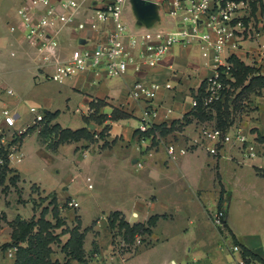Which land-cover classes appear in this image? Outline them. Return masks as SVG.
I'll list each match as a JSON object with an SVG mask.
<instances>
[{"label":"crops","instance_id":"obj_1","mask_svg":"<svg viewBox=\"0 0 264 264\" xmlns=\"http://www.w3.org/2000/svg\"><path fill=\"white\" fill-rule=\"evenodd\" d=\"M75 1L79 4L74 21L58 33V53L62 59L105 40L112 28L111 20L98 29L90 28L91 10L104 6L107 0ZM145 1L143 8L135 0L124 4L123 20L129 31L138 34L178 27L177 19L167 13L164 0ZM13 2L17 5L19 0H0V21L5 19V12ZM246 26L245 37L238 47L228 48L226 54L228 58L236 56L264 75V0L251 3ZM9 32L0 35V128L2 108H10L16 126L21 127L30 124L33 114L29 108L35 106L56 112L51 123L72 130L84 127L97 140L79 138L51 148L47 140L40 138L39 127L24 134L20 144L24 156L19 162L11 163V170L0 183V211L6 220H11V210L21 218L34 213L28 196H54L58 209L68 213L69 221L74 213L81 229H85L82 248L86 264H237L241 252L232 249L236 243L264 257V158L244 161L239 148L231 144L222 146L216 155L203 147H192L174 159L164 149L163 143L169 141L185 145L197 130L191 100L204 84L210 67L195 42L174 43L156 64L142 61L136 69L130 63L119 76H110L103 68L87 67L61 82L33 81L39 68L37 54L23 40L20 31ZM142 49L136 46L131 52L137 58ZM137 79L159 83L152 100L128 96ZM8 87L15 93H7ZM247 103L256 105L258 110L242 112L235 124L249 137L264 142L261 138L264 92L254 95ZM148 110L155 111L153 116H148L152 124L162 123L168 128L165 134L156 131L160 141L152 146V154L137 132V125ZM184 116L190 121L182 123ZM154 138L157 139L152 137L151 143ZM96 171L110 173L112 179L100 182L98 195L111 194L122 200L96 201L88 222L81 211L80 190L82 186L94 187ZM13 173L17 178L15 184L26 199L24 203L18 202L14 185L9 182ZM7 186L6 194L3 188ZM71 199L78 206H69ZM27 207L29 213L24 214ZM218 209L224 210L222 227L211 218ZM113 210L120 211L130 223L157 216L150 232L142 237L144 244L121 261L111 254L107 215ZM5 223L0 222V243L11 239V230L6 229ZM157 244L164 245L151 251ZM0 264H14V258L1 248ZM61 264L79 262L70 258L68 263Z\"/></svg>","mask_w":264,"mask_h":264},{"label":"built area","instance_id":"obj_2","mask_svg":"<svg viewBox=\"0 0 264 264\" xmlns=\"http://www.w3.org/2000/svg\"><path fill=\"white\" fill-rule=\"evenodd\" d=\"M126 1L107 0L104 6L93 8L90 13V28L98 29L101 24L111 20V30L105 40L92 47L80 48L67 59H62L58 53V33L65 25L74 21L79 4L77 1L19 0L15 7L16 19L8 28L12 32L20 31L23 40L35 50L39 66L35 78L38 81L52 79L61 82L87 67L103 68L108 75L119 76L127 70L130 63H134L136 69L142 61L148 65L156 64L174 43L195 42L206 59L205 63L210 67V73L204 81V100L217 98L223 79L228 78L231 73L232 64L226 54L227 49L238 47L240 40L245 37L246 18L254 0H164L167 13L177 19L178 27L138 34L129 31L124 23L122 13ZM136 46L143 48L138 52L137 58L131 52ZM262 46L264 47V43ZM158 87V82L137 79L133 81L128 96L136 100H152ZM6 91L9 94L15 93L10 87ZM197 103V99L192 98L191 106L194 107ZM29 110L33 114L29 125L38 124L43 119L44 111L35 106H31ZM167 111H171V108H167ZM1 114L3 125L0 128V169L23 158L20 137L29 126H16L13 112L8 107L2 108ZM149 114L153 116L155 111L148 110L141 118L137 132L139 140L147 142L146 150L152 154L153 133H145L152 124ZM155 134L154 137L159 139L157 132ZM225 144L238 147L244 161L264 158V142L249 137L234 124L226 129L198 124L195 134L188 138L185 145L178 146L169 141L164 143V149L167 156L174 159L192 147H203L210 154L216 155ZM68 205L76 207L78 202L71 199ZM211 218L222 227L224 210L218 209ZM142 236L136 234L129 244L120 235H116L111 240V254L120 261L128 258L142 242ZM232 249L240 248L233 244ZM5 250L8 257L14 258L16 246H9ZM237 264H245L242 256Z\"/></svg>","mask_w":264,"mask_h":264},{"label":"trees","instance_id":"obj_3","mask_svg":"<svg viewBox=\"0 0 264 264\" xmlns=\"http://www.w3.org/2000/svg\"><path fill=\"white\" fill-rule=\"evenodd\" d=\"M229 61L231 62V70H241L243 71L242 77L246 81V83H241L242 89H252L254 87L264 88V75L258 72V69L245 64L243 61H241L236 56H230ZM237 72V71H236ZM244 80L242 82H244ZM204 84L201 85L198 94L195 96V98H198L203 91ZM260 93V91H257ZM198 104V103H197ZM200 106V105H198ZM203 113V110L200 111ZM192 116L196 114V107L194 106L191 110ZM56 115V112H46L44 111V116L41 121H39L38 124L29 125L26 129V131L21 135L20 140H22L24 134H26L29 130L32 128H35L39 125V136L42 140H47V145L51 148L56 147L59 143L70 141V140H77L79 138H85L87 140H94L97 138H93V134L88 132L84 127H80L77 129H68V128H62L57 123H51V119ZM190 121V118L187 116H184L182 123H187ZM231 125V123L229 124ZM228 125V126H229ZM226 127H221L223 129H226ZM158 132L159 134H165V132L168 131V128L164 126V124H151V126L148 128L146 134L153 133V137L156 135L155 132ZM264 139V135L261 137ZM11 170L10 166L4 165L0 169V183L3 181L4 176L8 171ZM17 180L16 174L13 173L9 177V182L16 187L15 181ZM5 189V188H3ZM55 201V197H51ZM57 205L55 202L52 204V210L53 215L56 216L55 207ZM43 210H47L46 208H43ZM43 210L40 211V214L42 215ZM39 215L38 220H34L33 218L26 220L25 218L17 217L13 221L10 222V225L12 227L11 231V240L12 243L6 242L5 245L9 247L10 246H16V251L14 255V264H60L59 261L53 260L51 261L49 258V252L50 247L49 243L51 240H56L55 236H49V233L43 234L44 227L40 226L43 219ZM157 216L152 215L150 216L145 222H128L123 214L118 210H113L108 213L107 215V225L112 230L116 229L118 230V233L122 236V238L125 240V242L131 244L133 242V239L136 234H147L150 232L151 227L154 225L156 221ZM40 222V223H39ZM224 222V220H223ZM47 226L52 228L60 226V222L56 221L55 223L51 224L49 221L45 222ZM224 224V223H223ZM38 225V228L36 231H34V226ZM84 230L81 229L79 221L73 225L71 228H69L68 237L63 243L62 248L64 250H67L68 259L64 261L65 263L69 262L70 258L76 259L79 264H86V261L84 259V251L82 248L83 245V238H84ZM233 236V241L235 242V237ZM113 239V238H112ZM21 242H24L25 244H20ZM15 244V245H12ZM237 244V243H236ZM138 247H136L135 251ZM240 252L241 256L244 259V262L246 264H252L254 262H258V264H264V257H261L254 252H252L247 247L240 245ZM131 256V255H130ZM129 256V257H130Z\"/></svg>","mask_w":264,"mask_h":264},{"label":"rangeland","instance_id":"obj_4","mask_svg":"<svg viewBox=\"0 0 264 264\" xmlns=\"http://www.w3.org/2000/svg\"><path fill=\"white\" fill-rule=\"evenodd\" d=\"M15 4L16 3L13 2L12 5L8 7V10H6L5 12V19L3 21H0V35H6L10 33L8 30V23L11 19L15 18V7L17 6ZM242 74H243V71L241 70H234V69L231 70L229 77L223 79V83L221 84V87L217 91V95H218L217 98H212V99H208L207 101H205L204 99H205L206 93H205V90L203 89L200 96L196 98L198 101V104L195 106L196 114L192 116V119L196 121L197 125L205 124L207 126L226 127L230 123L231 125L235 124V122L238 121L240 114L242 112L251 111V110L255 111L254 109L258 110L256 108L257 107L256 105L249 106L247 102L251 101V98L254 95L259 94L257 91H260V93L264 92V88L254 87L252 89H242L243 84L241 83H246V81L242 77ZM35 80L36 78L33 81ZM243 80L244 82H242ZM202 110H203V113L200 112ZM159 141L160 140L154 138L152 140L151 146L158 145ZM240 157H241V154H240ZM245 161H249V160H245ZM109 174L108 175L100 174L99 171H96L93 173L92 182L94 183V187L90 189L86 188L85 186L81 187V190H80V194L82 196L81 211H82L84 220H88V222L90 221V218L93 216L92 214H94L95 207H96L94 203L96 201L100 202L101 200H106L105 202H110V201L115 202L116 200L117 201L122 200V199L119 200V198H116V196H113L111 194H107L110 196H107V195L103 196L102 194L98 195L99 193H101L100 182L102 184L104 182L103 181L104 179H105V182H109L112 180L109 178ZM30 187L33 188L32 186ZM3 190H5L4 192L7 194L8 186L6 189H3ZM13 190L16 191V194L19 197L18 202L24 203L26 202V199L27 201L31 202L34 213L30 215L29 217L25 218L26 220L31 219V218H33L34 220L36 219L38 220L39 215H41L40 211L43 210V208L47 209L45 211L43 210L42 212L41 217L43 221L40 224V226L44 227L43 234L47 232L49 233V236L56 237L55 238L56 240L53 239L48 244L50 247V252L48 254L49 258L51 261L53 260L59 261L60 264L64 262L66 258L68 259L69 254H67L68 253L67 250H64L62 246L65 240L67 239L65 238V236H67L68 234L67 231L69 230V228H71L73 225H75L79 221L77 216H75V214L72 213V218H70V221H69L68 213L66 211H60L58 209V206L55 207L56 216H54L53 215L54 210H52V204L55 201L52 202L53 199L51 198V196L50 197L39 196L38 194H36L34 197L28 196L26 199H24L21 195L22 191L17 187V185L16 187L14 186ZM9 191H12V190H9ZM33 192H35V190ZM23 195L25 197L27 196L26 194H23ZM125 198L126 197H123V200ZM26 209L27 211H24V214L29 213L28 207ZM10 213H12V215H10L11 220H6V216L4 215V212L0 211V222H2V220L3 222H6L5 223L7 225L6 229L7 230L10 229L12 231L10 222L16 219L17 217H21V216L19 214L14 215V211L12 210L10 211ZM45 220L49 221L51 224L55 223L56 221H59L60 226L55 227V228H52V226L49 227L47 226L46 223H44ZM37 228H38V225H35L34 231H36ZM109 229L111 233V238L116 237V235H120V234L114 235L115 232L118 233V230L116 229L112 230L111 228ZM142 235H145V234H142ZM120 237L122 236L120 235ZM8 242L12 243V240L10 239ZM5 243L6 242L0 243L1 249L5 250L8 247L5 245ZM20 244H25V243L21 242ZM143 244L144 243L142 239V242L137 247L142 246ZM12 245H15V244H12ZM162 245L164 244H157L156 247L150 248V249L151 251H155L156 248L158 249ZM55 256H59V257H55Z\"/></svg>","mask_w":264,"mask_h":264},{"label":"water","instance_id":"obj_5","mask_svg":"<svg viewBox=\"0 0 264 264\" xmlns=\"http://www.w3.org/2000/svg\"><path fill=\"white\" fill-rule=\"evenodd\" d=\"M145 0H135V3L137 4V6H139L140 8L144 7L145 4Z\"/></svg>","mask_w":264,"mask_h":264}]
</instances>
